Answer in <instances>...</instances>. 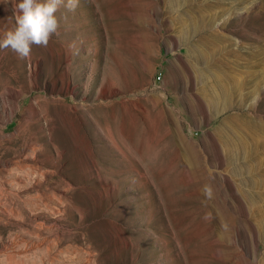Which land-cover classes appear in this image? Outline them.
<instances>
[{"label":"rangeland","instance_id":"rangeland-1","mask_svg":"<svg viewBox=\"0 0 264 264\" xmlns=\"http://www.w3.org/2000/svg\"><path fill=\"white\" fill-rule=\"evenodd\" d=\"M18 2L0 0V35ZM55 15L47 47L0 50V93L20 92L0 111V264H264V134L236 162L219 137L264 125V0ZM219 86L228 105L210 109ZM32 102L43 128L23 120Z\"/></svg>","mask_w":264,"mask_h":264},{"label":"clouds","instance_id":"clouds-1","mask_svg":"<svg viewBox=\"0 0 264 264\" xmlns=\"http://www.w3.org/2000/svg\"><path fill=\"white\" fill-rule=\"evenodd\" d=\"M78 5L79 0H19L13 5L14 26L0 35V50L27 58L33 45L47 47L59 27L55 13L60 7L74 12Z\"/></svg>","mask_w":264,"mask_h":264},{"label":"bare ground","instance_id":"bare-ground-1","mask_svg":"<svg viewBox=\"0 0 264 264\" xmlns=\"http://www.w3.org/2000/svg\"><path fill=\"white\" fill-rule=\"evenodd\" d=\"M189 16H190L189 17V23H188L189 29L188 30L185 29V33H184V38L183 39L190 38L192 35L197 33L198 30H199V26L197 25V23L194 22L195 18H193L190 13H189ZM200 43L202 45L208 44L207 41H203V40H200ZM201 44H199V47H200ZM199 47L197 45L195 46L196 50L199 53L198 57L196 58L197 61L207 60L206 56L201 51H199L197 49ZM200 49H201V47H200ZM187 56L189 57L190 55L188 54ZM64 77H66L65 73H64ZM60 81H61L62 85H66V86L68 85V81L67 80L66 81L60 80ZM55 86L56 85H54V88H56ZM227 88H225L224 86H219V88L217 90V93L223 99V101L221 102V105H218V103H215L214 101L208 100L206 102L207 107L210 108V109L211 108L212 109L217 108V110L226 107L228 105L226 103V100H227V97H229V91H228ZM19 96H20V92L19 91H16V90L14 91L13 90V93H12L10 91V88H8V87L3 92L0 93V111L4 114L6 119H10V118L12 119V117H14V115L17 113V108H18V105H19L18 104ZM35 105H36L35 102L34 103L33 102L30 103V105L28 106L30 114H29V116L24 117L23 120L25 121V123L29 122V121H34L39 126V128H43V122H44V124L47 123L48 116L45 113V110L41 111L38 108H36ZM256 123H254L253 125L247 123V125H245V127L235 128V129L229 131V133L231 135L230 137H228L227 135H224L225 133L224 134L223 133L219 134L220 135L219 136L220 140L223 142L224 145H226V144H229V146L236 145V151H237L236 152V156L232 152V150L228 151L229 152L228 154L230 155V158H229L230 161H235L236 162V161L241 160V159H248V158L256 159L258 157L257 156L258 153H257L256 149L247 148V147L242 146L244 144L243 143L244 141L249 142L255 136H257L259 134H264V125L262 123H258V122H256ZM251 142H250V144H251ZM260 146L264 147L263 144H260ZM233 151H235V150L233 149ZM227 159H228V157H227Z\"/></svg>","mask_w":264,"mask_h":264}]
</instances>
